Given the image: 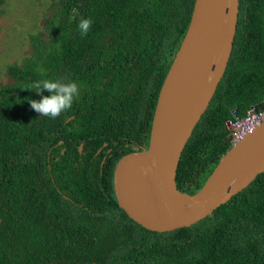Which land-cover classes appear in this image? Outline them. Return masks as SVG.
<instances>
[{
	"label": "trees",
	"instance_id": "1",
	"mask_svg": "<svg viewBox=\"0 0 264 264\" xmlns=\"http://www.w3.org/2000/svg\"><path fill=\"white\" fill-rule=\"evenodd\" d=\"M194 4L60 0L41 70L28 71L0 97V264H264V173L213 215L158 233L132 220L117 200L114 171L131 150L111 160L103 176L99 167L69 160L84 137L86 149L101 146L111 108L130 123L147 114L149 147L159 93ZM80 17L93 21L84 37L77 31ZM42 79L79 86L72 108L56 119L30 107L50 95L25 89ZM263 103L264 0H240L225 76L181 156L176 181L182 193H198L232 148L225 125L232 111L243 115Z\"/></svg>",
	"mask_w": 264,
	"mask_h": 264
},
{
	"label": "water",
	"instance_id": "2",
	"mask_svg": "<svg viewBox=\"0 0 264 264\" xmlns=\"http://www.w3.org/2000/svg\"><path fill=\"white\" fill-rule=\"evenodd\" d=\"M239 14L240 0H195L159 93L149 148L118 162L114 187L119 206L150 231L172 232L202 221L264 173L262 124L232 146L198 193H182L176 181L183 151L225 76Z\"/></svg>",
	"mask_w": 264,
	"mask_h": 264
},
{
	"label": "flooded vegetation",
	"instance_id": "3",
	"mask_svg": "<svg viewBox=\"0 0 264 264\" xmlns=\"http://www.w3.org/2000/svg\"><path fill=\"white\" fill-rule=\"evenodd\" d=\"M59 2L60 0H0V97L16 87L18 79L22 80L28 71L41 70L44 56L51 46V33L56 27L61 10ZM81 108L83 112L91 113L86 107ZM98 109L105 111L110 108ZM110 110H114V113L109 115L112 121H106L108 132L100 134L103 142L96 152H92L94 146L86 149L89 144L84 141V137L78 146L79 155L69 154V160L75 161V165L82 164L83 167L87 166L88 170L91 167L94 170L99 167L102 176L105 174V167L109 168L111 160L118 154L131 150L124 154L125 156L149 148L145 145L148 137L146 113L141 118L135 114V120L130 123L128 117L122 118L123 116L119 115L121 109ZM73 119L75 116L71 115L66 122L69 123ZM115 119L117 120L114 121ZM124 119L127 121L123 126ZM87 138H91L89 134ZM59 143L64 142L61 140ZM65 152L62 150L63 155Z\"/></svg>",
	"mask_w": 264,
	"mask_h": 264
},
{
	"label": "clouds",
	"instance_id": "4",
	"mask_svg": "<svg viewBox=\"0 0 264 264\" xmlns=\"http://www.w3.org/2000/svg\"><path fill=\"white\" fill-rule=\"evenodd\" d=\"M78 13L73 9L72 19L76 20ZM93 21L91 18L80 17L77 22V31L80 37L86 36ZM25 89H36V93L40 94L44 91L50 93L43 96L39 101H29L30 107L40 116L51 119L58 118L62 113L72 108L74 101L79 97V86L75 82H62L42 79L29 84Z\"/></svg>",
	"mask_w": 264,
	"mask_h": 264
},
{
	"label": "built area",
	"instance_id": "5",
	"mask_svg": "<svg viewBox=\"0 0 264 264\" xmlns=\"http://www.w3.org/2000/svg\"><path fill=\"white\" fill-rule=\"evenodd\" d=\"M262 124H264V103L249 107L243 115L234 109L232 117L225 122L227 130L230 132L231 145L235 146L243 141Z\"/></svg>",
	"mask_w": 264,
	"mask_h": 264
}]
</instances>
